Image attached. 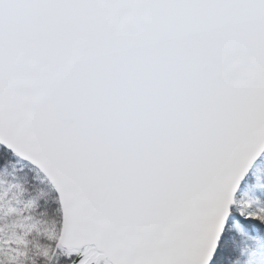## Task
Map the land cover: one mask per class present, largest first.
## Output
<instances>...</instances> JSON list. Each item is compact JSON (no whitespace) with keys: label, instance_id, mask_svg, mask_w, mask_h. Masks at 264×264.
<instances>
[{"label":"snow or ice","instance_id":"1","mask_svg":"<svg viewBox=\"0 0 264 264\" xmlns=\"http://www.w3.org/2000/svg\"><path fill=\"white\" fill-rule=\"evenodd\" d=\"M0 264H264V0H0Z\"/></svg>","mask_w":264,"mask_h":264}]
</instances>
